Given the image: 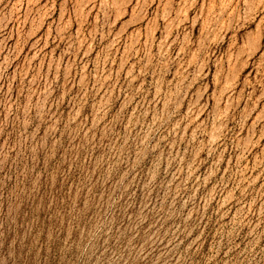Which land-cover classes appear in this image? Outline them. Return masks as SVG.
Masks as SVG:
<instances>
[{
    "label": "rangeland",
    "instance_id": "1",
    "mask_svg": "<svg viewBox=\"0 0 264 264\" xmlns=\"http://www.w3.org/2000/svg\"><path fill=\"white\" fill-rule=\"evenodd\" d=\"M0 264H264V0H0Z\"/></svg>",
    "mask_w": 264,
    "mask_h": 264
}]
</instances>
